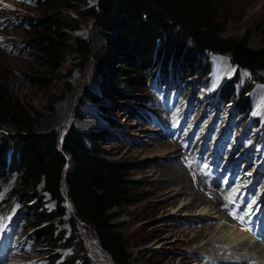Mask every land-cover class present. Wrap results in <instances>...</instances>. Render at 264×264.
I'll return each mask as SVG.
<instances>
[{
    "label": "rangeland",
    "instance_id": "rangeland-1",
    "mask_svg": "<svg viewBox=\"0 0 264 264\" xmlns=\"http://www.w3.org/2000/svg\"><path fill=\"white\" fill-rule=\"evenodd\" d=\"M40 1L0 0V86L9 102L28 114L35 131L55 130L62 136L69 126H74L85 133H102L96 142L100 155L126 163L127 179L135 181L129 187L131 202L110 212L114 214L111 222L117 224L126 239L131 264H219L216 257L231 253L215 251L219 244L228 245L226 239L238 235V230L250 235L243 227L225 220L223 215L220 218V215L209 214L207 219L193 220L191 215L197 210L181 209L186 202L183 199L173 206L165 205L161 193L165 184L151 171L157 164H166H162L166 160L182 163L184 153L179 143L175 144L180 153L171 150L163 154L154 146L164 142L173 144L180 128L185 138L188 137L187 144L194 142L197 153L191 151L185 155L189 165L201 162L205 164L202 166L205 173H214L210 168L216 162L217 186L224 182L231 184L233 190L262 186L259 197L263 193L264 198V82L253 86L248 118L240 120L241 115L235 113V96L230 98L234 105L221 103L216 94L218 86H214L215 80L220 84L236 77L238 90L248 82L247 72L233 66L228 54L209 53L198 58L199 68L185 83L184 79L172 80L168 76L150 77L152 69L141 73L133 71L130 64L125 65L123 56H118L95 19L77 16L71 11L64 13L67 27L61 31L59 55L47 65L43 64L38 60L41 54L30 43L35 31L29 24V19L36 24L44 17V10L38 5ZM213 1L224 36L245 38L250 47L264 46V0ZM89 4L94 2L89 1ZM76 38L88 44L89 52L83 59L76 57ZM123 67L133 71L131 76L138 87L135 92L127 90L119 97L115 90L124 87V83L115 76V71ZM33 76L40 79L35 80ZM85 89L94 98L82 99ZM0 126L8 133L15 130L6 120ZM170 128L177 130L174 138L164 139L163 135L171 134ZM163 130L166 133L162 135ZM234 171L235 176L237 171L239 173L235 181V176L233 180L230 176ZM13 182V175L0 179V201ZM211 186L212 183H208V189ZM62 191L65 192L63 182ZM208 196L210 194L205 196L207 200ZM44 200L45 206L52 209L53 203L47 195ZM21 208V203L13 202L8 210L0 209V251L8 254L9 261L1 264L13 261L47 264L55 253L59 255L58 263L73 253L71 247L50 252L42 237L35 236L34 240L31 234L35 227L28 225L27 210ZM65 210L59 226L66 236L75 230L86 252L87 264H113L82 223L73 227L69 220L73 208L68 199ZM30 220L33 222L32 218ZM200 231L203 233L198 234ZM216 239L221 243H210L204 249L210 240ZM239 249L257 259L261 257L259 261L264 264V253L253 254L241 244Z\"/></svg>",
    "mask_w": 264,
    "mask_h": 264
},
{
    "label": "trees",
    "instance_id": "trees-1",
    "mask_svg": "<svg viewBox=\"0 0 264 264\" xmlns=\"http://www.w3.org/2000/svg\"><path fill=\"white\" fill-rule=\"evenodd\" d=\"M38 5L44 17L36 24L29 19L35 31L30 43L41 54L38 60L43 64L59 55L61 31L67 27L64 13L71 11L95 19L118 56H123L125 65L141 73L152 69L150 77L170 75L185 83L199 68L198 58L209 53L228 54L232 65L245 70L249 78L237 96L238 79L224 81L217 98L228 103L235 96V112L243 119L253 86L264 82V46L254 48L245 38L224 36L213 0H41ZM74 49L79 59L89 52L87 42L80 38L75 39ZM133 71L124 67L115 71L124 83L115 90L119 97L127 90H137ZM84 98L94 95L85 89ZM4 120L15 130L8 133L0 126V179L13 175L14 182L1 199L0 209L6 211L13 202L21 203V209L27 210L28 225L35 227L31 234L34 240L35 236L42 237L50 252L64 247L74 250L58 263L59 255L53 254L47 264L88 263L75 230L66 236L59 226L66 212V199L73 208L69 217L73 227L82 223L113 264H131L126 239L111 222L114 214L110 210L131 202L129 187L135 181L127 179L126 163L100 155L96 142L102 133H85L74 126L62 136L55 130L35 131L28 114L11 104L0 86V123ZM45 195L53 203L52 209L45 206Z\"/></svg>",
    "mask_w": 264,
    "mask_h": 264
},
{
    "label": "bare ground",
    "instance_id": "bare-ground-1",
    "mask_svg": "<svg viewBox=\"0 0 264 264\" xmlns=\"http://www.w3.org/2000/svg\"><path fill=\"white\" fill-rule=\"evenodd\" d=\"M217 81L218 80H215L214 82L215 88L219 85V82L217 83ZM253 107H255V104H253ZM164 128L166 130L165 126ZM165 130L162 131V135L166 133ZM169 130L171 134L163 135V138L168 139L169 137H172L170 139H173L175 132L179 130L178 138L174 140L175 142H173V144H169L167 142L159 143V144H156V146H154V149L158 150L160 153H163V154H165L164 152H169L171 150L174 151L173 153H177L179 152L180 148L175 143H179L184 153L183 154L184 159L182 160L183 162L181 161L182 163L180 164L173 162V160H171V162L166 160L165 162H162V164L164 163L166 164L164 165L157 164L155 168H153V170L151 171V174L155 175L159 181H162L165 184L161 190V193L164 196L165 205L173 206L179 200L183 199L186 202L184 201L185 203L184 205H182V207H180L181 209L182 208L184 209L196 208L197 210L193 214V216L191 215L193 220L196 219L197 221L198 219L200 220L207 219L206 217H208L209 214H212V215L217 214V216L220 215L219 216L220 218H222V215H223V217L227 221H230V220L234 222L239 221L241 214L239 213L238 202H236L235 200L236 203L234 204L233 199L230 196L234 192L231 190L229 191L228 189L225 190L226 185L224 184H222L221 186H217L219 182H218V179L216 178L217 172H216V168L214 167L215 163L210 168V170L214 171V173L212 172L207 173L206 171L207 174L204 172V169L202 168V166L205 164L195 161L193 164L189 165L186 162L187 158L185 155L191 151H193V153L197 155V153L194 152V148H195L194 142L192 144H187L188 137L185 138L184 132H181L180 128L177 130H172L170 128ZM188 159H190V156L188 157ZM178 162H179V159H178ZM233 173H236V172L234 171ZM207 177L210 180L206 179ZM208 183H212V186L210 189H208L207 187ZM194 186L196 187L195 189H194ZM261 188L262 186H260L258 190H261ZM207 194H210V196H208L209 197L208 200H212V201H208L205 198ZM199 206H201V208L197 209L199 208ZM178 211H180V209ZM248 213L249 212L246 211L244 212V215H247ZM210 229L211 228H209V230ZM212 231L215 232V228L212 229ZM238 231H240L238 235H235V236L233 235L229 239H226L229 242L228 245H223V244L218 245L219 247L215 250L218 253L221 251L223 252L230 251L231 253L230 255L223 254V256L216 257V260L219 261L217 263L230 264L231 262H235L236 264H239V263L261 264V262L259 261L261 257L260 258L258 257L259 259H257L255 256L248 254V252L242 253L241 252L242 249L238 250V246H240L241 244V246L243 247L246 246L249 251L251 250L252 252H254L253 254L255 253L258 254V253H264V245L263 244L261 245L257 241H254L249 236L251 238L250 240L249 237L245 235L246 233L243 230H238ZM241 232H244L245 234ZM197 233L202 234L203 232L200 231ZM219 240L220 239L210 240L209 243L205 245L204 249L208 248V246H210L209 245L210 243L212 244L221 243ZM252 240L254 242H252ZM255 242H257L258 244ZM12 253L14 254V252ZM7 258H8V254L6 252L0 251V264L3 263L4 261L7 262L8 261ZM12 263L16 264L15 261H13ZM12 263H9V264H12ZM235 263H231V264H235Z\"/></svg>",
    "mask_w": 264,
    "mask_h": 264
},
{
    "label": "water",
    "instance_id": "water-1",
    "mask_svg": "<svg viewBox=\"0 0 264 264\" xmlns=\"http://www.w3.org/2000/svg\"><path fill=\"white\" fill-rule=\"evenodd\" d=\"M67 168H68V164L66 165V169L65 170H67Z\"/></svg>",
    "mask_w": 264,
    "mask_h": 264
}]
</instances>
